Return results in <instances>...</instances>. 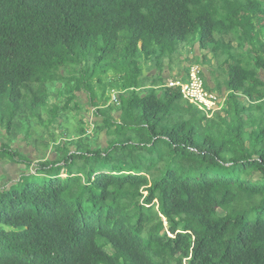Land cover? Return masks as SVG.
I'll use <instances>...</instances> for the list:
<instances>
[{
  "label": "trees",
  "instance_id": "obj_1",
  "mask_svg": "<svg viewBox=\"0 0 264 264\" xmlns=\"http://www.w3.org/2000/svg\"><path fill=\"white\" fill-rule=\"evenodd\" d=\"M195 39L226 76L212 117L165 87ZM262 72L264 0H0V264H264ZM44 128L30 174L12 144Z\"/></svg>",
  "mask_w": 264,
  "mask_h": 264
},
{
  "label": "rangeland",
  "instance_id": "obj_2",
  "mask_svg": "<svg viewBox=\"0 0 264 264\" xmlns=\"http://www.w3.org/2000/svg\"><path fill=\"white\" fill-rule=\"evenodd\" d=\"M196 42H197V40L195 39V40L191 41L189 44L181 47V53H184V58H188L187 56L189 54H192L195 51L194 46L196 45ZM191 65H193V64L187 65V62H184L183 60H181L179 63L173 65L172 69H171V73L173 75H177L174 79L181 78V75L183 72L188 73V70L191 69V67H192ZM201 70H202V67H201ZM216 72L220 73L221 76L215 77L214 74L212 73V79L214 81L213 83L215 85H217V87L215 89H213L212 91L219 94L222 91L221 90L222 87H221L220 83L221 82H223L224 84L226 83V76H225V73L223 72V70L221 68L217 69ZM152 74H154V71L152 72ZM170 79L171 78H169V80ZM57 87L59 88L62 86L60 84L56 85V90H55L54 86L50 87V89H53V92L51 93V96L49 98V104H50L49 107L57 104L59 99H60L61 103L63 102L62 104L64 105V100H67V98H68V96L63 97V98L58 96ZM206 88L210 89V87L208 86V83H207ZM114 93L115 92L112 93V96ZM77 96L79 97L77 101H79L81 103V105L84 106V109H82V110L75 109L72 111L71 114H72V116H75V120L70 121L71 125L69 127L73 128V130H75V126H79V125L82 126V124H78V122L80 123L79 119H81V117H83V119H86L87 121H90V122L92 121V123H93V121L96 120V117L94 115H92V112H91L93 109L89 105V98H88V96H90L89 92L86 90H82V91L77 93ZM222 99H224V101H225V98L222 97ZM73 105H75V104H73ZM87 109L90 111V113L86 112ZM217 112H220V111H217ZM212 116H213L212 114H209V117H212ZM57 121H59V120H57ZM24 131L25 130H20L16 134L17 140H16V142H14L12 144V148L14 150H18L19 152L26 155L30 159V162H31L30 168H29V170H27L26 166L22 163H16L15 164V163H10L8 161L3 162L2 166H1V172L6 173V174L7 173L11 174L8 177L10 180L11 179L15 180L20 174L24 173L26 170L30 174H35L37 169H39V161L40 160H50V159L55 160L57 158V154L55 153V151L52 147L47 149L43 144L40 145V143L43 140L46 143L52 142L50 136L52 135L53 131H50L49 129H45V128L43 130H39L38 137H37V141H38L37 144H34V142H36V137H29L28 138V137H26V134ZM56 131L58 134V138L65 137L60 130H56ZM90 133H91V131H90ZM6 134H7V132L2 129L1 133H0V140L1 141H6ZM98 137H99V140H101L100 142L103 145H105V142L107 140L104 137V134H102V135L100 134V135H98ZM58 140H59L58 143H60L61 139H58ZM32 141H34V142L32 143ZM70 149H71V151H75V147H70ZM6 180H4V182ZM4 182H2V184Z\"/></svg>",
  "mask_w": 264,
  "mask_h": 264
},
{
  "label": "built area",
  "instance_id": "obj_3",
  "mask_svg": "<svg viewBox=\"0 0 264 264\" xmlns=\"http://www.w3.org/2000/svg\"><path fill=\"white\" fill-rule=\"evenodd\" d=\"M166 88H178L183 98L197 106L208 115L221 111L224 104L222 96L206 88V82L201 67L192 66L188 76L168 80ZM113 101L117 102V94H113Z\"/></svg>",
  "mask_w": 264,
  "mask_h": 264
},
{
  "label": "crops",
  "instance_id": "obj_4",
  "mask_svg": "<svg viewBox=\"0 0 264 264\" xmlns=\"http://www.w3.org/2000/svg\"><path fill=\"white\" fill-rule=\"evenodd\" d=\"M233 46L236 47V43H233ZM195 51L192 54H189L187 57L188 58H184V53H181L180 59L183 60L184 62H187L188 64H193V65H197V66H201L202 67V72L203 75L205 77V81L206 84L208 83V86L210 87V90L212 91L213 89H215L217 87V85H215L212 79V73L214 74V76L216 77H220V73H217V69H218V63L214 57V55L209 52V51H202L199 47V44L196 43V45L194 46ZM166 66H168V61L165 62ZM191 65V66H193ZM190 66V67H191ZM190 72V69L188 70V73ZM154 74H157V71H154ZM186 73L183 72L181 77H185ZM262 77L264 78V72L261 73ZM177 75H173L169 68L166 67L165 72H164V77L165 78H171L174 79ZM180 76V75H179ZM170 79V80H171ZM169 80V79H168ZM226 84V83H225ZM223 82L220 83L221 85V93H219L220 96H222L223 98H226V96L228 95L226 86ZM112 100H113V96H112ZM91 112L94 113V110H92ZM105 137V135H104Z\"/></svg>",
  "mask_w": 264,
  "mask_h": 264
}]
</instances>
